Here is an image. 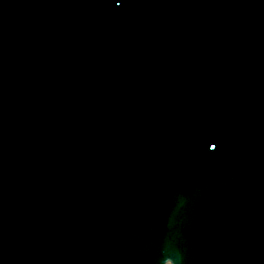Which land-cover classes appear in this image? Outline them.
<instances>
[{
  "label": "water",
  "instance_id": "1",
  "mask_svg": "<svg viewBox=\"0 0 264 264\" xmlns=\"http://www.w3.org/2000/svg\"><path fill=\"white\" fill-rule=\"evenodd\" d=\"M0 264H264V0H0Z\"/></svg>",
  "mask_w": 264,
  "mask_h": 264
}]
</instances>
